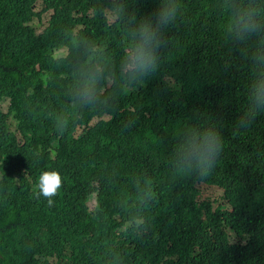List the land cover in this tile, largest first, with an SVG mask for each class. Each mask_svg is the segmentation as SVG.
<instances>
[{
  "label": "trees",
  "instance_id": "trees-1",
  "mask_svg": "<svg viewBox=\"0 0 264 264\" xmlns=\"http://www.w3.org/2000/svg\"><path fill=\"white\" fill-rule=\"evenodd\" d=\"M178 3L157 72L136 81L124 58L159 0H0V264H264V113L237 127L249 66L222 0ZM93 79L98 102L77 103ZM205 120L223 139L214 170L180 177L173 146ZM51 170L49 206L35 192Z\"/></svg>",
  "mask_w": 264,
  "mask_h": 264
},
{
  "label": "clouds",
  "instance_id": "clouds-1",
  "mask_svg": "<svg viewBox=\"0 0 264 264\" xmlns=\"http://www.w3.org/2000/svg\"><path fill=\"white\" fill-rule=\"evenodd\" d=\"M222 4L227 13V36L249 66L247 103L237 120L238 128H246L257 115L264 113V0H222ZM179 11L178 0H159L157 9L137 25L123 63L133 80L143 81L157 72L159 49L166 45L165 30L175 22ZM77 89V103L94 106L98 102L94 79ZM56 122L61 128L66 124ZM222 146V134L215 122L205 120L193 124L177 138L169 166L180 177L204 179L214 170ZM61 186L58 171H43L37 178L35 195L44 197L52 206V198L57 196Z\"/></svg>",
  "mask_w": 264,
  "mask_h": 264
},
{
  "label": "rangeland",
  "instance_id": "rangeland-1",
  "mask_svg": "<svg viewBox=\"0 0 264 264\" xmlns=\"http://www.w3.org/2000/svg\"><path fill=\"white\" fill-rule=\"evenodd\" d=\"M41 8H42V3L38 2L37 10H40ZM50 14H51V11L45 12V13H43V15L41 17L35 18L33 23H34L36 31L38 33L42 32V29L48 24V19L50 18ZM76 42H77V39L71 40V48H73L75 46ZM1 105H2L3 109H5L6 103L5 104L1 103ZM32 147L34 150L40 151L38 146H36V147L32 146ZM202 189L204 190L203 198L219 199V203L220 204L222 203V201L224 199L223 189L218 188V187H208V188L202 187ZM94 201H95V199L91 200V205L94 204Z\"/></svg>",
  "mask_w": 264,
  "mask_h": 264
}]
</instances>
